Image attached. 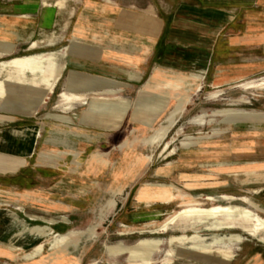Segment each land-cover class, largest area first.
<instances>
[{"label": "crops", "instance_id": "1", "mask_svg": "<svg viewBox=\"0 0 264 264\" xmlns=\"http://www.w3.org/2000/svg\"><path fill=\"white\" fill-rule=\"evenodd\" d=\"M52 28L61 31L60 41L70 43L63 65L54 53L38 60L2 62L1 71L13 66L17 75L7 84L0 81V96L15 97L11 105H0V124L5 125L0 129V211L15 212L30 222L48 223L56 231L62 225L88 224L106 194L111 192L118 198L135 186L137 177L121 170L110 174L109 170L110 162L122 160L118 156L123 152L119 153L114 138L126 127L153 129L172 102L179 99L166 122L144 141L156 144L153 135L165 131L159 143L166 142L178 127L192 90L242 86L264 74V0H0V41L14 44L12 54L22 46L28 50L41 47L39 42ZM33 42L38 43L35 49L31 48ZM50 45L55 43L42 47ZM62 70L70 72L62 96L87 104V95H97L89 115L111 117L110 126L104 129L107 133L97 135L85 128V116L77 125L71 115L48 113L45 119L54 122L43 145L61 149L44 148L42 155L35 157L41 127L10 124L18 119L14 113L19 109L36 114L48 103L42 100L52 98ZM81 73L108 79L76 78ZM110 79L124 85L123 90ZM17 82L32 92L23 97ZM128 90H132L133 101H118V95ZM219 95L212 93L210 98ZM29 105L34 109L29 110ZM98 105L111 108L100 109ZM124 105H128L127 110L118 108ZM66 107L68 103L61 100L53 108L59 112L73 108L71 104ZM194 119L198 121L200 116ZM259 128L258 138L248 137L240 142L239 149L235 146L233 152L239 151L244 160L236 161V154H230L226 167L231 179L246 184L250 177L264 178V157H259V150L255 152L264 146V121ZM21 144L29 149H22ZM134 195L136 204L143 206L158 202L175 206L178 201L171 199V189H165V201L156 198V189L150 187H141ZM115 204L112 198L105 208ZM103 217L101 214L100 219ZM74 230L82 228L68 232ZM13 251L0 236V258H10L8 253ZM42 257L45 261L38 257L33 264H53L46 258L49 256ZM65 264H71L69 258ZM229 264H264V248L243 246Z\"/></svg>", "mask_w": 264, "mask_h": 264}, {"label": "rangeland", "instance_id": "2", "mask_svg": "<svg viewBox=\"0 0 264 264\" xmlns=\"http://www.w3.org/2000/svg\"><path fill=\"white\" fill-rule=\"evenodd\" d=\"M55 31L54 28L48 31L41 43L39 42L41 47L37 48L38 43L33 42L31 48H37L35 50H28L22 46L12 54L14 44L0 41V81H6L7 84L10 77L17 75L13 66H7L1 71L4 61L11 62L19 58L38 60L54 53L58 63L63 65V56L68 53L67 48L70 43L67 40L60 41L61 31ZM48 43H55V45L42 47ZM69 74V71H61L55 93L51 94V99L46 100L48 103L38 108V113H21L20 109L18 113H14V117L18 119L10 126L16 127L30 123L42 129L35 157L38 154L42 155L44 148L61 149L56 146L43 145L44 139L49 135L48 128L54 122L52 118L45 119L48 113L71 115L77 125L80 117L85 116L87 118L84 120L87 123L85 128L97 135L107 133L104 129L110 126L111 117L95 114L91 117L89 115L91 102L98 97L97 95H87V104H83L81 100H70L67 95L62 96V93L67 91L65 85ZM92 77L108 79L96 73H81L76 76V78L84 79ZM251 79L242 86L239 83L225 89L205 87L192 90L190 101L180 117L178 127L171 131L166 142L150 144L144 141L155 129L166 122L167 116L177 106L179 99L172 102L153 129L138 131L132 126L126 127L114 138L117 140L116 147L119 148V153H123L118 156L122 159L120 162L109 163L110 174L121 170L127 175L137 177L135 186L129 189V195L126 192L116 198L111 192L106 194V198L99 205L100 209L91 214L88 224L84 226L62 225L58 231L51 226L55 232L65 234L73 228L84 230L92 223H99L103 226V233L96 240H89L90 237L74 234L70 237L69 245L58 243L55 246L53 244L55 238L52 234L46 237L30 234H26L25 237H16L22 227L17 219L24 218L15 212L0 211V236L6 239L10 247L15 250L8 253L10 258H0V264H33L38 257L41 261H45L42 256H49L46 258L50 260L56 257L52 261L53 264H65L68 258L71 264H78L79 261L83 264H130L141 261L137 254V247L145 238L161 240L159 246L153 250V264H229L243 246L253 245L264 248V232L254 233L253 222L243 221L229 227L224 217L220 218L226 223V226L222 228L213 227L212 222L202 225L181 220L177 225L171 226L167 233L154 232V229L160 227L170 216L190 205L211 206L228 202L240 203L264 218V178L258 180L257 176H253L245 184L238 179L235 180L234 177L231 179L226 167L227 162L230 161V154H236L234 157L236 161L244 160L241 159L243 156L240 157L239 151L233 152L235 146L237 145L239 149L240 142L252 136L258 138L261 132L259 127L264 121V74ZM110 80H113L115 85L123 90L124 85L119 81ZM15 84L23 97L32 92L30 88L22 87L19 82ZM253 85L255 86L250 88ZM216 92H220V95L216 99H211L210 95ZM131 96L132 90H128L120 93L117 100L133 101ZM13 98H15L14 95L6 98L0 96V105H11ZM238 98L246 101L237 102ZM61 100L63 103H68L65 109L69 108V104L73 106L70 112L54 110L53 107ZM28 108L29 110L34 109L32 105ZM225 108L234 109L235 111H232L234 115H229L224 111ZM251 111L253 113L243 114ZM197 115L200 116L198 121L194 119ZM209 121L212 123L207 125ZM4 127L5 125L0 124V129ZM179 128H182V131L179 132ZM214 128L216 130L212 131ZM122 137L125 139L123 142ZM197 138L204 139L196 143ZM125 143L128 145L121 148V145ZM19 147L24 150L29 149L23 144ZM258 150L257 154H261L259 157H264V146L258 147L255 152ZM124 159H130V161L123 162ZM141 187L156 189L158 195L156 198L162 201L165 198V189H171L174 194L171 199L178 201L175 206L162 202L151 206L138 205L134 193ZM223 194L233 195L235 199L226 200L222 197ZM207 196H213L215 199L208 200ZM245 196L252 200V206L242 201ZM112 198L115 199L116 204L108 209L105 208ZM103 207L104 211L101 210ZM101 214H104V220L100 219ZM114 245L119 247L118 250L113 249Z\"/></svg>", "mask_w": 264, "mask_h": 264}, {"label": "bare ground", "instance_id": "3", "mask_svg": "<svg viewBox=\"0 0 264 264\" xmlns=\"http://www.w3.org/2000/svg\"><path fill=\"white\" fill-rule=\"evenodd\" d=\"M254 86L255 85L250 86V88ZM47 98L48 97L44 98L42 101L45 102ZM237 100L241 102L246 101L242 98H238ZM98 108L107 109L111 107L105 105H98ZM118 108L122 110H127L128 105H124ZM224 111L228 112V114L234 115V112L232 111L235 110L232 108H225ZM251 113L253 112H246L243 114L247 115ZM165 136V131H158L156 134L153 135L152 142L159 143L165 138ZM222 197L226 200L235 199V196L229 194H223ZM206 198L208 200L215 199L213 196H207ZM242 201L252 206V200L248 196H245ZM221 217H224L226 219L227 226L229 227H232L233 225L243 221L253 222L254 233L264 232V218L262 216H260L253 209L249 208L248 206H245L244 204L233 202H228L226 204H214L211 206L190 205L184 207L183 209L170 216L160 227L154 229V232L157 234L167 233L171 226L177 225L181 220L197 222L202 225H208V223L212 222L211 224L213 227L222 228L226 226V223L220 219ZM17 221L22 227L20 231H18V233L16 234V237H25L26 234L46 237L52 234L55 238V241L53 243L55 246L58 245V243L69 245V243H71L70 237L74 234L90 237L89 240H96L103 233V226L99 223L92 224L84 230H74L63 234L55 232L51 225L48 223L45 225L29 224L21 218H18ZM160 242L161 240L159 238L143 239L141 245L137 247V254L138 257L141 258V261L132 262L130 264H153V250L159 246ZM118 248L119 247L116 245L113 246V249L115 251L118 250ZM55 258L56 257H53L51 261H53V259Z\"/></svg>", "mask_w": 264, "mask_h": 264}]
</instances>
